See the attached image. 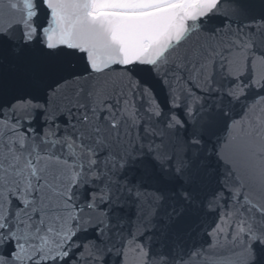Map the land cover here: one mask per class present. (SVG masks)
Here are the masks:
<instances>
[{
	"label": "water",
	"instance_id": "1",
	"mask_svg": "<svg viewBox=\"0 0 264 264\" xmlns=\"http://www.w3.org/2000/svg\"><path fill=\"white\" fill-rule=\"evenodd\" d=\"M19 3L31 31L30 15L35 14L36 6L33 0ZM89 8L90 0H43L40 20L47 24L43 42L52 49L63 46L75 50L74 54L66 52L59 57L65 69L60 75L83 72L85 63L91 69L87 77L74 79L70 85L86 83L101 100L113 90L122 94L125 99L120 110L133 128L134 142L139 145L135 129L140 125L147 133V142L143 145L144 158L137 161L139 167L125 169L122 176L119 169L112 175L103 171L85 173L80 165L89 167L92 156L79 148L72 162L56 161L65 169L66 181L76 184L85 174L96 180L100 189L92 195L96 207L81 214L82 223L105 221L108 205L102 201L114 197L118 176L120 183L129 180L133 187L131 195L125 193L120 198L123 208L113 206L107 213L112 223L125 222L117 228L119 237H112V250L93 243L90 231L79 237L87 241L81 255L100 253L105 258L103 264H159V232L149 230L150 223L156 221L148 220L149 209L143 203L147 193L142 192L140 200L135 198V184L140 182L144 188L167 196L178 187V180L159 178L167 168L169 152L174 150L180 156L185 149L189 157L198 151L214 170V176L206 187L189 188L194 207L198 205L197 216L178 222L174 231L184 241L186 225L203 216L212 227L211 235L218 247H233L225 239L230 231L239 248L243 233L237 225L243 222L245 230L253 224L260 227L250 208H264V41L257 40L253 50L250 41L240 37L236 23L218 27L224 15L236 19L234 7L227 0L219 6L217 0L195 4L184 0L173 8L141 16L91 15ZM70 64L75 68H69ZM225 111L230 113L227 117L222 114ZM153 137L156 150L149 152ZM146 173L150 175L146 177ZM222 187L231 193L227 207L221 204ZM241 192L245 199L236 202ZM147 198L156 199L155 195ZM241 208L246 210L241 212ZM141 210L143 217L139 215ZM74 232L69 225L65 243ZM165 244L163 251L167 252L170 243ZM230 260L242 264L243 252Z\"/></svg>",
	"mask_w": 264,
	"mask_h": 264
},
{
	"label": "snow or ice",
	"instance_id": "2",
	"mask_svg": "<svg viewBox=\"0 0 264 264\" xmlns=\"http://www.w3.org/2000/svg\"><path fill=\"white\" fill-rule=\"evenodd\" d=\"M33 2L36 11L30 15V31L19 0H0V264H103L105 258L100 253L81 255L87 241L79 237L91 231L93 243L111 251L112 237H119L117 228L125 222L112 223L107 213L113 206L123 208L120 198L125 193L131 195L133 187L129 180L120 183L118 176L114 197L102 201L108 205L105 221L82 223L81 214L96 207L92 195L100 189L96 180L85 174L76 184L66 181L65 169L56 161L72 162L79 148L92 156L89 167L80 165L85 173L103 171L112 175L119 169L122 176L125 169L139 167L137 161L144 158L147 133L142 125L137 126L135 137L139 145L134 142L133 128L120 110L125 98L116 90L101 100L86 83L70 85L74 79L91 73L86 63L83 72L60 75L65 69L59 57L66 52L74 54L75 50L63 46L52 49L43 42L42 33L47 28L45 21L40 20L43 0ZM225 2L217 0L218 6ZM227 2L233 5L236 19L224 15L218 27L236 23L240 37L249 40L255 50L257 40L264 41V0ZM44 11L47 16V9ZM79 55L85 56L82 52ZM69 68H75V64ZM222 114L227 117L230 113ZM152 141L149 152L156 150V138ZM160 148L165 145L160 143ZM207 155L211 156V152ZM213 176L214 170L198 151L189 157L187 149L180 156L173 150L159 179L178 180L177 188L166 196L144 188L140 182L135 184L137 200L142 192L156 197L154 201L145 197L143 203L149 209L148 220L156 221L150 223L149 230L159 232V264H233L230 258L241 251L242 264H264V208H250L260 227L253 224L245 230L243 222L237 225L243 233L239 248L230 231L225 239L233 247H218L211 235L212 227L203 216L186 225L184 241L174 231L178 222L197 216L198 205L194 207L189 188L206 187ZM220 190L224 192L221 204L227 207L231 193L223 187ZM244 199L241 192L236 202ZM245 210L241 208V212ZM139 215L143 217L144 212L141 210ZM69 225L75 232L65 243ZM165 241L170 243L167 252L163 251Z\"/></svg>",
	"mask_w": 264,
	"mask_h": 264
},
{
	"label": "flooded vegetation",
	"instance_id": "3",
	"mask_svg": "<svg viewBox=\"0 0 264 264\" xmlns=\"http://www.w3.org/2000/svg\"><path fill=\"white\" fill-rule=\"evenodd\" d=\"M120 1H122V0H119L117 2H111V5H115V4L119 3Z\"/></svg>",
	"mask_w": 264,
	"mask_h": 264
}]
</instances>
